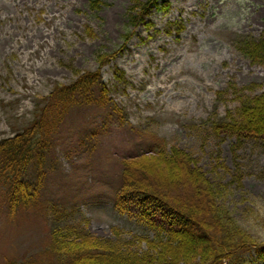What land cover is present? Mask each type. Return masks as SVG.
Returning a JSON list of instances; mask_svg holds the SVG:
<instances>
[{
    "label": "rangeland",
    "instance_id": "1",
    "mask_svg": "<svg viewBox=\"0 0 264 264\" xmlns=\"http://www.w3.org/2000/svg\"><path fill=\"white\" fill-rule=\"evenodd\" d=\"M136 1L146 0H102L93 11L91 0H0V140L29 126L53 90L96 73L128 124L82 116L47 159L39 201L10 216L0 195V264L54 260L60 211L62 227L102 242L153 238L141 218L119 213L116 198L124 164L163 145L226 185L217 187L222 202L264 243V143L213 129L264 95V65L239 48L264 39V0H158L134 28ZM255 252L239 264H264Z\"/></svg>",
    "mask_w": 264,
    "mask_h": 264
},
{
    "label": "trees",
    "instance_id": "2",
    "mask_svg": "<svg viewBox=\"0 0 264 264\" xmlns=\"http://www.w3.org/2000/svg\"><path fill=\"white\" fill-rule=\"evenodd\" d=\"M157 2L136 1L128 15L130 25H141ZM101 6L102 0H91L93 11ZM239 46L248 58L264 65V39L241 40ZM98 75H85L53 90L38 104L37 116L29 126L0 140V195L8 215L39 201L47 159L52 158L69 125L80 123L82 116L87 122L102 115L107 123L128 126L117 116L108 99L109 89ZM213 129L238 140L264 143V95L243 101L236 115H229ZM93 130L97 135V129ZM34 162L36 167L31 166ZM32 167L42 178L40 185L39 177L30 176ZM124 168L116 208L121 214L141 218L155 236L139 237L137 247L133 240L102 242L82 227H62L60 211L51 233L55 258L47 264H239L246 252L264 256V243L248 233L222 202L225 194L217 187L227 186L214 184L187 152L163 145L131 158ZM2 264L27 263L6 259Z\"/></svg>",
    "mask_w": 264,
    "mask_h": 264
},
{
    "label": "bare ground",
    "instance_id": "3",
    "mask_svg": "<svg viewBox=\"0 0 264 264\" xmlns=\"http://www.w3.org/2000/svg\"><path fill=\"white\" fill-rule=\"evenodd\" d=\"M31 166H33V167H36V164H35V162L31 165ZM31 168V170H32V173L30 174V176L31 177H33V179L37 176V177H39V175H37V173L35 172V168ZM41 177H39V182H38V184L40 185L41 183H40V181H41ZM34 184H36V183H34Z\"/></svg>",
    "mask_w": 264,
    "mask_h": 264
}]
</instances>
